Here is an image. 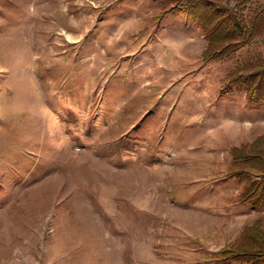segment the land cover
Wrapping results in <instances>:
<instances>
[{
  "label": "rangeland",
  "instance_id": "374dc122",
  "mask_svg": "<svg viewBox=\"0 0 264 264\" xmlns=\"http://www.w3.org/2000/svg\"><path fill=\"white\" fill-rule=\"evenodd\" d=\"M163 11L0 0V264H238L217 253L264 229L227 174L264 100L220 90L264 41L205 63L200 28Z\"/></svg>",
  "mask_w": 264,
  "mask_h": 264
},
{
  "label": "trees",
  "instance_id": "16d2710c",
  "mask_svg": "<svg viewBox=\"0 0 264 264\" xmlns=\"http://www.w3.org/2000/svg\"><path fill=\"white\" fill-rule=\"evenodd\" d=\"M165 12L195 23L206 39L203 62L224 60L255 41H264V4L252 7L247 0H157ZM223 94L244 92L250 104L264 100V56H256L235 66L224 78ZM227 174L241 186L239 203L264 208V137L234 146ZM230 263L264 264V229L258 219L244 226L236 242L217 253Z\"/></svg>",
  "mask_w": 264,
  "mask_h": 264
}]
</instances>
